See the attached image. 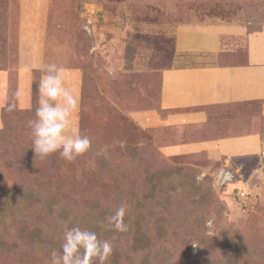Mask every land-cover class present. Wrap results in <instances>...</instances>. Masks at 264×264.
I'll use <instances>...</instances> for the list:
<instances>
[{"label": "rangeland", "instance_id": "obj_1", "mask_svg": "<svg viewBox=\"0 0 264 264\" xmlns=\"http://www.w3.org/2000/svg\"><path fill=\"white\" fill-rule=\"evenodd\" d=\"M190 24L227 26L220 52L177 50L176 29ZM250 33L264 34V0H0V264H50L52 247L33 240L61 245L65 226L110 241L106 264H264L263 102L211 107L207 123L184 127L231 120L235 132L261 135L259 153L225 161L165 155L160 146L178 129L132 118L167 114L164 69L244 63ZM47 63L65 69L80 102L71 127L91 140L72 162L41 159L32 147L28 121ZM121 204L127 230H106ZM134 237L149 240L147 258Z\"/></svg>", "mask_w": 264, "mask_h": 264}, {"label": "crops", "instance_id": "obj_2", "mask_svg": "<svg viewBox=\"0 0 264 264\" xmlns=\"http://www.w3.org/2000/svg\"><path fill=\"white\" fill-rule=\"evenodd\" d=\"M221 24L179 25L175 34L177 50L213 55L221 50L220 35L227 33ZM240 33V32H239ZM263 102L264 112V34L246 36V60L240 64H205L167 68L162 71L157 111L132 113L144 128L172 127L174 141L160 146L165 155L205 153L225 161L256 154L262 150V137L255 132H235L238 122L227 120L215 130L187 131L209 121V108ZM208 109V110H207Z\"/></svg>", "mask_w": 264, "mask_h": 264}, {"label": "clouds", "instance_id": "obj_3", "mask_svg": "<svg viewBox=\"0 0 264 264\" xmlns=\"http://www.w3.org/2000/svg\"><path fill=\"white\" fill-rule=\"evenodd\" d=\"M40 70L42 75L36 84L38 106L35 118L28 121L33 150L41 159L58 153L60 158L72 162L91 148L90 138L71 127L72 114L79 109V98L73 89L65 86L62 66L47 63ZM14 109V103L7 104V111ZM127 211V205L121 204L106 217V230L126 231ZM112 252L111 242L100 239L95 231L65 226L60 249L51 251L50 264H106Z\"/></svg>", "mask_w": 264, "mask_h": 264}, {"label": "trees", "instance_id": "obj_4", "mask_svg": "<svg viewBox=\"0 0 264 264\" xmlns=\"http://www.w3.org/2000/svg\"><path fill=\"white\" fill-rule=\"evenodd\" d=\"M30 196L31 195H25L23 198H24L25 201H29L30 200V198H29ZM134 227L135 228H132V229H129V230L132 231V232H135L137 226H134ZM133 243H134V246H135L136 250H139V251L143 252L142 253V257L143 258H147V256H149L150 244H149V240L148 239H145V237H144V239L142 240V238L134 237L133 238ZM57 244L60 245L58 241H52V240H49V238H46V237L43 238L42 236L36 237V239L33 240V246L41 248V249H43V248L44 249H50L52 247V250H53V246L57 245ZM179 264H185L183 258L180 260Z\"/></svg>", "mask_w": 264, "mask_h": 264}]
</instances>
